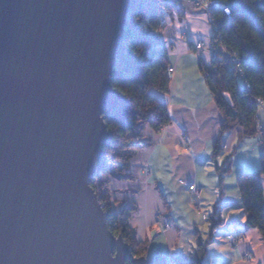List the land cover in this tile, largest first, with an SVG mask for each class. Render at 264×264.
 <instances>
[{"label": "water", "instance_id": "95a60500", "mask_svg": "<svg viewBox=\"0 0 264 264\" xmlns=\"http://www.w3.org/2000/svg\"><path fill=\"white\" fill-rule=\"evenodd\" d=\"M137 1L0 0V264L132 259L91 180L107 164L103 113L122 100L112 75Z\"/></svg>", "mask_w": 264, "mask_h": 264}, {"label": "crops", "instance_id": "0c3cea01", "mask_svg": "<svg viewBox=\"0 0 264 264\" xmlns=\"http://www.w3.org/2000/svg\"><path fill=\"white\" fill-rule=\"evenodd\" d=\"M178 8L164 15L158 37L170 66L167 92L152 89L163 102L172 123L156 131L146 127L142 134L153 142L131 157L130 168L109 174L111 210L118 213L126 203L136 205L131 225L139 241L149 242V254L163 251L168 262L176 255H188L196 248V236L210 234V216L221 210L222 226L208 245L204 264H264V241L257 228L248 227L238 187V175L257 174L264 152L261 132L246 137L236 148L240 128L226 134L223 154L214 157V147L224 116L201 71L218 57L228 59L223 45L213 44L215 26L195 0H175ZM204 43L203 49L196 45ZM230 99V96L227 95ZM264 125V105L258 113ZM231 156V171L221 183L218 167ZM264 186V175L261 176ZM196 185L198 194L190 191ZM172 226L166 229L164 222ZM235 235L238 244L227 241Z\"/></svg>", "mask_w": 264, "mask_h": 264}, {"label": "trees", "instance_id": "16d2710c", "mask_svg": "<svg viewBox=\"0 0 264 264\" xmlns=\"http://www.w3.org/2000/svg\"><path fill=\"white\" fill-rule=\"evenodd\" d=\"M214 11L212 20L222 44L239 63L218 57L211 67L202 66L216 104L224 116V122L214 147L213 156L223 154L226 134L240 128V143L258 132L259 100L264 103V0H211ZM230 9L231 20L225 18L222 6ZM178 8L175 0H138L129 15V24L123 32L126 50L118 60L112 75V85L122 94L121 102L114 109L103 113L110 132V144L105 147L106 167L92 177L91 185L108 213V223L115 235H121L128 243L132 259L147 256L151 264H204L208 245L214 233L222 226L221 210L210 216V234L196 236V248L188 255H176L168 262L163 251L149 254V242L139 241L131 225L136 205L126 203L118 213L111 210L109 174L121 178L131 166V157L137 151L153 144L143 136L146 127L160 130L172 123L167 106L156 99L152 89L167 92L170 85V61L165 47L158 37L164 15ZM149 53L152 57H149ZM230 96V99L227 98ZM264 145V135L262 136ZM231 156L224 158L218 167L221 183L231 171ZM264 152L261 170L251 175H238V187L242 196L247 226L257 228L264 241ZM132 259L127 264H132Z\"/></svg>", "mask_w": 264, "mask_h": 264}, {"label": "built area", "instance_id": "2783aa9c", "mask_svg": "<svg viewBox=\"0 0 264 264\" xmlns=\"http://www.w3.org/2000/svg\"><path fill=\"white\" fill-rule=\"evenodd\" d=\"M193 3H194V6L196 8H200V9H202L204 11H207V13L210 14V17L212 19V13L214 11V7H213V2L211 0H195ZM222 10L224 12L225 18L227 20H231L232 17L230 15L229 7L224 5V6H222ZM215 32L217 33L216 26H215ZM220 41H221V38H219V41H215V39H212V43L213 44H216V43L218 44V42L220 43ZM196 47L198 49H203L204 48V43L199 42L196 45ZM226 50L229 52V58L227 60L230 61L232 64L237 65L239 63V60L237 59V57L235 55H233L227 48H226ZM148 56L152 57V55L150 53H149ZM170 71H173V69H170ZM259 103H260L261 107L264 105V103L261 100H259ZM258 130L264 135V125L263 124L258 125ZM189 189H190V191H192L195 194H198L199 191H200L199 187L196 186V185H190ZM164 225H165L166 229H170L171 226H172L170 221H165ZM227 240H228V243L230 245H232V246H236L237 245L236 238H235L234 235L229 234L228 237H227Z\"/></svg>", "mask_w": 264, "mask_h": 264}, {"label": "rangeland", "instance_id": "374dc122", "mask_svg": "<svg viewBox=\"0 0 264 264\" xmlns=\"http://www.w3.org/2000/svg\"><path fill=\"white\" fill-rule=\"evenodd\" d=\"M207 12V11H206ZM209 14V13H208ZM215 26V25H214ZM220 36L216 34V32L214 33V37H212V39H215V41H219ZM217 44V43H216ZM218 45H220V43L218 42ZM198 49V48H197ZM233 235V234H232ZM235 236V235H234ZM228 237V236H227ZM236 238V237H235ZM228 241V240H227ZM236 242L238 244V241L236 239Z\"/></svg>", "mask_w": 264, "mask_h": 264}, {"label": "snow or ice", "instance_id": "6c2138e0", "mask_svg": "<svg viewBox=\"0 0 264 264\" xmlns=\"http://www.w3.org/2000/svg\"><path fill=\"white\" fill-rule=\"evenodd\" d=\"M113 259L115 260V257H113Z\"/></svg>", "mask_w": 264, "mask_h": 264}]
</instances>
